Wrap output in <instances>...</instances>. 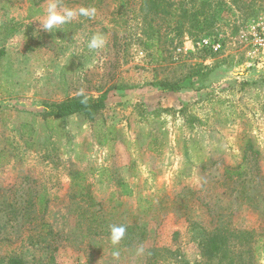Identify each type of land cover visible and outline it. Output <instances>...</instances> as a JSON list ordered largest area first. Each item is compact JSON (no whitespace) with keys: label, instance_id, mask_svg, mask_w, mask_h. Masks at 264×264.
<instances>
[{"label":"rangeland","instance_id":"obj_1","mask_svg":"<svg viewBox=\"0 0 264 264\" xmlns=\"http://www.w3.org/2000/svg\"><path fill=\"white\" fill-rule=\"evenodd\" d=\"M207 1V36L160 15L148 50L142 0H60L96 14L52 33L0 0V264H220L216 237L264 264V0Z\"/></svg>","mask_w":264,"mask_h":264},{"label":"trees","instance_id":"obj_2","mask_svg":"<svg viewBox=\"0 0 264 264\" xmlns=\"http://www.w3.org/2000/svg\"><path fill=\"white\" fill-rule=\"evenodd\" d=\"M143 5L141 8V12L146 13L143 16L144 24L147 27V31L143 34L146 36L147 40L145 43L146 49L151 50L154 47H157L161 39V30L158 25H154V21L156 17L162 15L166 16L167 20L170 18V23L173 26V23L176 25L177 36H183L185 33L180 29L181 25H187L189 34L193 37L201 39L202 34L207 36L206 34L210 31H206L205 29L208 27L209 21L211 17L208 16L205 8L209 5L208 1H198V0H189V3L185 4L184 2H180L177 0H142ZM193 4L192 7L188 5ZM198 6V7H197ZM149 15H154L149 18ZM167 23V21H166ZM165 23V24H166ZM180 30V31H178ZM160 56L161 51L159 49L155 50ZM153 52V51H152ZM164 90L171 92H178L184 88L183 85L180 84H172V83H160L159 84ZM93 99L79 97L76 99H70L66 102H63L58 105H54L55 114L57 116H66L72 115L76 112H86L92 107ZM92 116V115H91ZM125 186L124 184H122ZM125 195H130L131 192L126 190L124 191ZM209 255L211 257H215L218 254L220 255V264H224L226 260H228L227 251L225 248V242L220 238H214L209 243ZM228 264V263H226Z\"/></svg>","mask_w":264,"mask_h":264},{"label":"clouds","instance_id":"obj_3","mask_svg":"<svg viewBox=\"0 0 264 264\" xmlns=\"http://www.w3.org/2000/svg\"><path fill=\"white\" fill-rule=\"evenodd\" d=\"M95 14L96 9L94 7H79L78 9H73L69 7H61L60 0H48L46 12L38 22L39 29L44 32L52 33L53 29L72 22L78 16L92 18ZM106 43L105 36L101 33H97L89 39L87 47L90 51H100L105 48ZM125 232L126 227L123 225H110L109 238L112 244H119L124 238ZM113 256L118 257L119 251H114Z\"/></svg>","mask_w":264,"mask_h":264},{"label":"built area","instance_id":"obj_4","mask_svg":"<svg viewBox=\"0 0 264 264\" xmlns=\"http://www.w3.org/2000/svg\"><path fill=\"white\" fill-rule=\"evenodd\" d=\"M206 42V41H205Z\"/></svg>","mask_w":264,"mask_h":264}]
</instances>
